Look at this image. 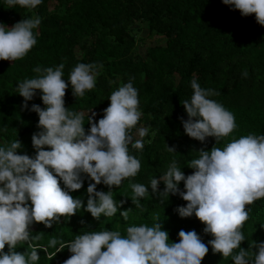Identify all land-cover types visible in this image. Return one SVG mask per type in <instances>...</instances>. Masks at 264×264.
I'll use <instances>...</instances> for the list:
<instances>
[{
  "label": "trees",
  "instance_id": "trees-1",
  "mask_svg": "<svg viewBox=\"0 0 264 264\" xmlns=\"http://www.w3.org/2000/svg\"><path fill=\"white\" fill-rule=\"evenodd\" d=\"M36 15L42 17L34 30L37 44L23 59L0 60V146L18 139L22 142L19 154H36L32 135L41 129L38 114L30 109L32 104L46 106L37 90L25 109L17 84L37 76L33 69L38 65L43 68L63 63L66 82L78 63L103 65L97 69L95 87L86 90L83 97L73 95L70 82L66 89L65 107L84 114L86 130L90 128L89 116L96 113L94 120L98 122L112 92L131 80L142 111L137 127L148 128L142 151L129 144V153L140 159V171L112 188L117 203L126 201L121 209L112 217L102 214L99 220L82 208L71 217H60L51 227L33 222L30 231L39 237L31 241L39 251L36 264H63L72 253L68 248L61 250V243L66 245L84 232L112 230L126 235L129 226H152L155 222L163 223L169 242H179L178 233L183 229L195 230L207 244L213 237L203 232L205 225L195 215L182 218L176 211L187 204L178 194L164 198L153 195L149 187L138 208L132 203L130 185L149 186L152 178L166 172L173 159L189 175L194 169L188 163L199 158V150L213 146L222 149L232 139L249 134L264 135V26L257 23L255 14L242 16L222 0H43L31 11L20 6L8 8L5 0H0V22L9 27ZM148 37L154 41L146 46ZM193 78L202 88L219 92L209 98L234 114L237 127L228 137L219 141L208 137L201 142L185 133L179 118L187 119L182 103L191 98ZM167 145L175 146L176 151H167ZM82 178L83 187L70 194L82 199L86 208L87 187L93 181L87 174ZM60 183L64 187L62 180ZM164 187L161 182L160 190ZM179 188L184 190L183 181ZM97 190L109 189L101 183ZM246 208L250 210L249 220L242 228L246 240L241 242L245 249L254 241H264V198ZM121 211H127V220ZM52 239L58 241L55 247L49 246ZM208 248L201 264H233L232 257L214 253L211 245ZM16 251L31 248L18 244ZM239 251L235 249L233 254Z\"/></svg>",
  "mask_w": 264,
  "mask_h": 264
},
{
  "label": "clouds",
  "instance_id": "clouds-1",
  "mask_svg": "<svg viewBox=\"0 0 264 264\" xmlns=\"http://www.w3.org/2000/svg\"><path fill=\"white\" fill-rule=\"evenodd\" d=\"M5 2L8 8L20 6L31 11L43 0ZM222 2L239 10L242 16L255 14L257 23L264 26V0ZM41 20L36 15L10 27L0 22V60L23 59L37 44L38 33L34 34V30ZM102 67V64L78 63L73 68L68 82L75 97H83L86 90L95 87L97 69ZM63 69V63L43 68L38 65L33 69L37 76L17 84L25 109L37 90L46 107L32 104L30 109L38 114L41 129L32 135L34 157L18 153L22 148L18 139L0 146V264H36L39 251L31 241L39 237L32 236L33 222L51 227L60 217H71L82 208L97 220L102 214L114 216L126 201L117 203L113 199V186L119 187L141 169L140 159L129 153V144L142 151L148 128L137 127L142 111L132 81L112 92L110 104L98 122L94 120L96 113L89 116L90 128L86 130L84 114L65 107L69 83L62 78ZM191 88L190 100L182 103L187 119L179 118L185 133L201 142L208 137L219 141L233 133L237 127L234 114L209 98L220 93L202 88L195 78L191 80ZM167 151L176 148L167 145ZM199 152V158L188 163L193 173L185 175L173 159L166 172L152 178L149 186L132 183L131 200L141 207L140 198L149 193V187L153 195L164 198L178 194L187 204L176 211L182 218L195 215L205 225L203 232L213 237L207 244L195 230L181 229L179 242H169L163 223L132 225L127 227L126 235L112 230L89 231L66 245L61 243V250L68 248L72 253L63 264H201L209 251L208 245L214 253L232 257L233 264H264V241H254L247 249L241 247V242L246 240L242 228L249 220L250 210L246 206L264 198V135L241 136L222 149L213 146ZM82 174L93 181L87 187L86 208L82 199L70 194L83 187ZM181 181L184 190L179 188ZM161 182L165 185L163 190L159 188ZM101 183L109 190H97ZM121 215L127 220V211H121ZM153 219L156 221L158 217ZM57 243L52 239L49 246L55 247ZM18 244H28L31 251H16ZM238 248L240 251L233 254ZM249 248L256 251L250 252Z\"/></svg>",
  "mask_w": 264,
  "mask_h": 264
},
{
  "label": "rangeland",
  "instance_id": "rangeland-1",
  "mask_svg": "<svg viewBox=\"0 0 264 264\" xmlns=\"http://www.w3.org/2000/svg\"><path fill=\"white\" fill-rule=\"evenodd\" d=\"M146 33H147V31H146ZM146 33H145V34H146ZM154 39H155V38H154ZM147 40H148V41H147L146 44H145L146 46H147L149 43H151L152 41H154L153 38H150V37H148ZM141 49H142V50H145V46L141 47ZM137 138H139V137H137ZM31 227H33V225H31Z\"/></svg>",
  "mask_w": 264,
  "mask_h": 264
},
{
  "label": "water",
  "instance_id": "water-1",
  "mask_svg": "<svg viewBox=\"0 0 264 264\" xmlns=\"http://www.w3.org/2000/svg\"><path fill=\"white\" fill-rule=\"evenodd\" d=\"M133 139H134V137H133Z\"/></svg>",
  "mask_w": 264,
  "mask_h": 264
}]
</instances>
